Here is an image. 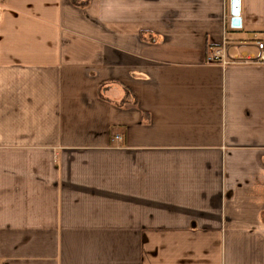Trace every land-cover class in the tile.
Segmentation results:
<instances>
[{
    "label": "crops",
    "instance_id": "0c3cea01",
    "mask_svg": "<svg viewBox=\"0 0 264 264\" xmlns=\"http://www.w3.org/2000/svg\"><path fill=\"white\" fill-rule=\"evenodd\" d=\"M238 1L232 27L230 0H0V264H264V0Z\"/></svg>",
    "mask_w": 264,
    "mask_h": 264
},
{
    "label": "built area",
    "instance_id": "2783aa9c",
    "mask_svg": "<svg viewBox=\"0 0 264 264\" xmlns=\"http://www.w3.org/2000/svg\"><path fill=\"white\" fill-rule=\"evenodd\" d=\"M259 54L255 59L257 62L264 64V39L256 43ZM206 62L209 64L220 63L225 64L227 60L224 57L222 48H211L206 56Z\"/></svg>",
    "mask_w": 264,
    "mask_h": 264
},
{
    "label": "water",
    "instance_id": "95a60500",
    "mask_svg": "<svg viewBox=\"0 0 264 264\" xmlns=\"http://www.w3.org/2000/svg\"><path fill=\"white\" fill-rule=\"evenodd\" d=\"M230 15H231V26L239 27L241 24V19L239 16V1L230 0Z\"/></svg>",
    "mask_w": 264,
    "mask_h": 264
}]
</instances>
